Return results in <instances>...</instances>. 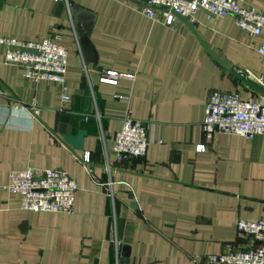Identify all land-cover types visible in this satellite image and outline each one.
I'll list each match as a JSON object with an SVG mask.
<instances>
[{"label": "crops", "instance_id": "obj_1", "mask_svg": "<svg viewBox=\"0 0 264 264\" xmlns=\"http://www.w3.org/2000/svg\"><path fill=\"white\" fill-rule=\"evenodd\" d=\"M0 0V37L50 38L67 52L71 102L60 87L25 79L4 64L0 45V264H201L225 247L244 249L237 220L257 221L264 208V133L252 138L203 131L214 91L264 97L225 70L220 60L264 78V30L252 37L230 16L163 23L135 0ZM264 12V0H240ZM77 4L95 17L85 56L71 17ZM144 4V5H143ZM92 60V61H88ZM122 74L116 84L100 81ZM255 82V80H253ZM34 104L37 115L21 105ZM128 113L146 123L145 156L116 160L113 138ZM86 132L77 151L63 135ZM204 145L197 152L198 145ZM89 153L86 168L79 158ZM28 167L66 172L77 185L74 210L29 213L7 191L9 174Z\"/></svg>", "mask_w": 264, "mask_h": 264}, {"label": "built area", "instance_id": "obj_2", "mask_svg": "<svg viewBox=\"0 0 264 264\" xmlns=\"http://www.w3.org/2000/svg\"><path fill=\"white\" fill-rule=\"evenodd\" d=\"M146 4L163 8L161 15L166 26H173L178 17L194 23L196 12L201 10L207 18L232 17L235 25L252 37L259 36L264 30V12L244 5L240 0H146ZM144 13L151 19L154 17L151 7H145ZM0 45L6 49L4 64L18 67L25 79L49 80L58 84L60 109L70 104L65 84L67 52L62 45L50 38L33 42L7 37H0ZM258 52L264 58V44L260 45ZM120 76L123 75L106 72L100 81L115 85ZM247 77L252 78L250 74ZM253 80L264 88L262 76ZM1 94L4 92L0 89ZM20 108L29 110L33 115L38 113L34 104L21 105ZM202 128L207 136L213 132L239 135L246 139L261 135L264 133V100L254 97L243 99L237 92L214 90L205 105ZM113 142L112 151L116 160L145 156L149 146L146 123L126 113ZM204 149L202 144L196 147L197 152ZM79 161L88 168L89 153H84ZM76 190V182L66 172L57 169L28 167L12 171L7 184V191L19 196L20 210L29 213L71 215ZM235 228L239 237H250L251 244L244 249L227 246L220 253L204 256L201 264H264V208L259 220H237Z\"/></svg>", "mask_w": 264, "mask_h": 264}, {"label": "water", "instance_id": "obj_3", "mask_svg": "<svg viewBox=\"0 0 264 264\" xmlns=\"http://www.w3.org/2000/svg\"><path fill=\"white\" fill-rule=\"evenodd\" d=\"M132 2L137 3L135 0H131ZM146 3V1H145ZM144 5V4H143ZM146 7H151V8H159L155 6H148L145 4ZM163 9V8H159ZM71 17L73 21L75 22V30L77 35L79 36V42L81 45V48L84 52L85 56H89L90 54L92 55V48L89 44L88 38L91 32V28L93 25V20H94V15L89 12L88 10L82 9L79 7L77 4H74L71 7ZM178 19H181L187 26L188 28L195 34L196 37L197 34L193 28V26L185 19L178 17ZM203 47L205 48L206 51L225 69L227 70L230 74L235 76L237 79L240 81L244 82L247 86H249L251 89L256 91L258 94L264 97V88L262 85L257 84L256 82L253 81L251 77H247L245 73L242 71L236 70L232 66L227 65L225 62L220 60L213 52H211L205 44H203ZM92 61V60H88ZM86 132L84 130H79L76 135H63L62 139L70 144L74 150L81 151L82 150V141L83 138L85 137ZM128 257H129V248L128 246H123L121 250V260L120 264H127L128 262Z\"/></svg>", "mask_w": 264, "mask_h": 264}]
</instances>
